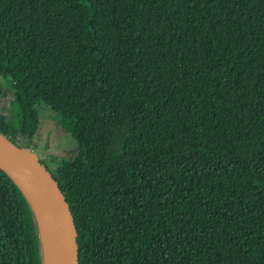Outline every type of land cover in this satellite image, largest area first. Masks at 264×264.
<instances>
[{
    "label": "trees",
    "instance_id": "16d2710c",
    "mask_svg": "<svg viewBox=\"0 0 264 264\" xmlns=\"http://www.w3.org/2000/svg\"><path fill=\"white\" fill-rule=\"evenodd\" d=\"M1 78L0 135L32 147L44 103L76 141L39 162L78 264H264V0H0ZM0 264H43L1 168Z\"/></svg>",
    "mask_w": 264,
    "mask_h": 264
},
{
    "label": "water",
    "instance_id": "95a60500",
    "mask_svg": "<svg viewBox=\"0 0 264 264\" xmlns=\"http://www.w3.org/2000/svg\"><path fill=\"white\" fill-rule=\"evenodd\" d=\"M0 168L13 179L29 200L39 237L40 223L43 216L46 218L55 246V264H78L76 232L71 212L53 177L30 149H21L2 135ZM40 242L43 250L41 237Z\"/></svg>",
    "mask_w": 264,
    "mask_h": 264
},
{
    "label": "rangeland",
    "instance_id": "374dc122",
    "mask_svg": "<svg viewBox=\"0 0 264 264\" xmlns=\"http://www.w3.org/2000/svg\"><path fill=\"white\" fill-rule=\"evenodd\" d=\"M53 74L41 72L34 77L36 82L51 86ZM0 85L2 96L0 99V113L4 115L8 124L17 130L18 126L13 109V90L9 78H1ZM38 116V128L32 137L30 151L38 161L43 162L52 171L61 160L72 159L77 154L76 141L63 130L59 124V116L44 103L36 108Z\"/></svg>",
    "mask_w": 264,
    "mask_h": 264
},
{
    "label": "bare ground",
    "instance_id": "6f19581e",
    "mask_svg": "<svg viewBox=\"0 0 264 264\" xmlns=\"http://www.w3.org/2000/svg\"><path fill=\"white\" fill-rule=\"evenodd\" d=\"M39 229H40V237L43 242L42 255H43L44 264H55L54 241H53L50 227L44 216L40 223Z\"/></svg>",
    "mask_w": 264,
    "mask_h": 264
}]
</instances>
